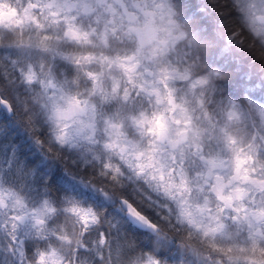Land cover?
Returning a JSON list of instances; mask_svg holds the SVG:
<instances>
[{
  "label": "snow or ice",
  "instance_id": "obj_1",
  "mask_svg": "<svg viewBox=\"0 0 264 264\" xmlns=\"http://www.w3.org/2000/svg\"><path fill=\"white\" fill-rule=\"evenodd\" d=\"M234 2L244 12L250 29L257 36L264 35V0ZM188 7L194 16L204 15V9L196 0H190ZM176 17L171 0H0V27L18 30L20 35V39L6 45L0 41V86L14 88L18 82L39 86L47 97L46 107L50 105L48 119L56 125L55 139L63 145L73 139L66 131L68 122L79 123V133L94 128L91 120L85 122L79 117L94 114L95 107L82 100L79 94H72L67 80L57 79L54 65L45 67L33 62L24 51L36 48L50 52L53 59L59 57L66 64L74 65L77 74L83 70V75L92 81L93 91L100 92L109 101L119 94V80L113 78L112 90L108 93L103 88V72L84 70V66L99 63L107 65L108 69L114 67L128 82L134 83L143 59L159 62L158 57H164L170 47L184 39L183 26ZM27 29L35 31V38L30 36L25 41L23 33ZM59 41L74 42L82 48L102 45L104 49H112V53L69 51L61 47ZM125 41L134 47L124 50L113 47ZM161 72L159 79L164 81L175 75L188 78L187 69L182 74L174 70L170 73L167 68ZM209 82L208 78H201L193 81L192 87H203ZM145 90L156 93L160 99L157 88ZM128 95L125 88L123 99L127 100ZM167 98L171 103L170 91ZM228 104V123L220 132L230 155L227 159L219 154L200 156L203 168L194 179L189 178L183 163L179 168L169 167L167 161H157L151 152L146 156L137 153L135 165L128 161L130 166L139 169L138 175L152 169L149 176L158 181L154 190H162L164 196L175 203L173 208L148 197L153 204L165 208L168 228L186 233L187 240L174 249L177 264H184L180 248L191 256V264H264V104L250 99L247 113L231 101ZM0 106H3L0 113L14 111V105L2 93ZM253 113L258 117L259 126L245 145L244 137L237 135L230 125L250 118ZM133 120L140 126L145 122L154 124L149 131H155L161 138L167 136V124L159 116L149 120L142 113L140 119L133 117ZM110 127L116 129L110 135L119 139L118 126L110 124ZM189 131L194 141L200 138L199 130H177V139L172 141L174 148L188 139ZM86 138L92 140L91 136ZM35 143L41 145L43 141L35 137ZM104 147L114 149L117 142ZM196 148L195 154L199 155L200 146ZM120 151L123 160V146ZM142 156L146 162L140 161ZM185 158L181 152V160ZM93 159L100 157L94 155ZM85 163L90 161L85 160ZM13 169L23 179L19 187L6 181V170ZM100 175L119 181L124 173L119 165L108 161L102 165ZM81 183L84 188L90 186L93 190L84 193L88 200L93 199L95 192L100 194L95 200L101 205L112 199L107 191L98 189L91 181ZM46 192L47 189L45 194H38L35 173L25 169L13 148L0 165V264H123L124 257L135 245L120 236L118 222L106 219L100 208L78 199L77 195L67 193L54 200ZM120 203L131 221L129 229L135 224L168 238L148 215L128 200L122 199ZM129 264H170V261L151 250H142L129 257Z\"/></svg>",
  "mask_w": 264,
  "mask_h": 264
},
{
  "label": "clouds",
  "instance_id": "obj_2",
  "mask_svg": "<svg viewBox=\"0 0 264 264\" xmlns=\"http://www.w3.org/2000/svg\"><path fill=\"white\" fill-rule=\"evenodd\" d=\"M171 3L177 12L176 19L183 26L184 39L170 47L164 57H158L159 62L143 59L133 78L134 83L128 82L127 77L114 67L108 69L107 65L101 66L99 63L84 66V70L103 72V88L108 93H111L113 78L119 80V94L109 101H106L100 92L93 91L92 81L83 75V70L77 74L74 65L66 64L59 57L53 59L50 52L36 48L24 51V55L30 57L33 62L42 63L45 67L54 65L57 69V79L61 82L67 80L72 94H79L82 100H87L95 107L94 114L79 117L85 122L91 120L94 128L79 133L77 131L79 123L68 122L69 127L66 131L73 137L68 143L61 145L56 141L54 131L56 125L48 119L50 105L46 107L48 100L39 86L19 82L14 88L0 86V93L14 105V111L0 113V127L8 128L12 122H16L30 138V142L35 146L34 150H38L39 154L25 165L26 170L35 173L38 194H45L44 190L47 189L46 194L54 200L67 193L77 195L78 199L100 208L106 219L118 222L120 236L135 245L124 257L123 264H129V257L142 250H151L153 254L162 255L170 264H177L174 249L187 240L186 233L168 228L165 208L153 204L148 199L150 196L152 200L159 201L160 205L168 204L175 207V203L167 199L162 190L159 192L154 190L158 181L149 176L152 169H146L144 173L138 175L139 169L130 166L128 161L135 165L138 163L137 153L142 152L146 156L151 152L157 161H167L169 167L179 168L183 163L189 178L194 179L203 168L200 156L219 154L227 159L230 155L224 147L220 132L228 123L226 116L228 102L239 105L245 113L248 111L250 99L258 104H264V35L257 36L250 29L241 7L234 0H196L199 7L204 9V15L194 16L188 7L190 0H171ZM30 36L35 38V31L25 30L23 39L27 41ZM18 39H20L18 30L10 31L0 27V41L5 45ZM93 39L95 40V37ZM58 43L69 51H93L97 55L102 51L112 53V49H104L102 45L99 47L88 45L82 48L74 42ZM96 43L99 44L98 41ZM113 47L124 50L132 49L134 45L125 41ZM163 68H167L170 73L174 70L180 74L187 69L188 78L181 79L175 75L166 81L160 80ZM201 78H208L209 84L193 88V81ZM125 88L129 93L127 100L123 99ZM152 88L159 90L160 99L156 93L145 90ZM169 91L171 103L167 98ZM142 113L149 120L154 116L161 117L167 124V136L161 138L155 131H149L155 127L154 124L145 122L143 126L137 125L133 117L140 119ZM253 121H256V126H253ZM110 124L118 126L121 134L119 139L115 135H110L116 131ZM258 126V117L254 113L250 118L230 125L237 135L244 137L245 145L255 135ZM186 128L199 130L200 138L194 141L192 131H189L188 139L174 148L172 141L177 139V130ZM88 136H91L92 140L87 139ZM35 137H39L43 143L37 145ZM113 141L117 142L116 148L104 147ZM4 142H7L6 137ZM197 145L201 149L199 155L195 154ZM121 146L125 149L123 160ZM153 149L155 151H152ZM181 152L186 157L183 161ZM94 155L100 159L94 160ZM85 160L90 163H85ZM108 161L122 168L124 175L119 181L101 177L102 165ZM140 161L146 162L145 157H140ZM5 178L8 183L17 187L23 182V179L15 174L14 169L6 170ZM65 181L72 186L71 190L65 186ZM81 181H91L98 189L103 188L107 191L112 199L101 205L95 200V196L100 194L95 192L93 199L88 200L84 193L93 190L90 186L84 188ZM122 199L128 200L148 215L159 226L161 233L166 234L168 238L164 239L155 232L140 229L135 224L129 229L128 224L131 221L127 219V210L120 203ZM104 227L107 228L108 225L104 224ZM180 254L184 258V264H191L192 258L186 254L184 248H180Z\"/></svg>",
  "mask_w": 264,
  "mask_h": 264
},
{
  "label": "trees",
  "instance_id": "obj_3",
  "mask_svg": "<svg viewBox=\"0 0 264 264\" xmlns=\"http://www.w3.org/2000/svg\"><path fill=\"white\" fill-rule=\"evenodd\" d=\"M2 107L0 106V108ZM3 113L6 114V110ZM5 137L7 142H4ZM13 148H15L16 154L24 166L39 154L38 150H34L35 146L26 136L24 129L20 128L16 122H12L8 128L0 127V165H3ZM64 183L71 190L72 186L67 181Z\"/></svg>",
  "mask_w": 264,
  "mask_h": 264
}]
</instances>
